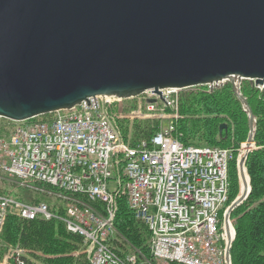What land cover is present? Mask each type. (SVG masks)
<instances>
[{"label": "water", "instance_id": "1", "mask_svg": "<svg viewBox=\"0 0 264 264\" xmlns=\"http://www.w3.org/2000/svg\"><path fill=\"white\" fill-rule=\"evenodd\" d=\"M244 80L264 88V0H0V118L9 121L91 98L229 82L248 115L237 163L243 179L256 128ZM243 187L224 214L226 228L249 177Z\"/></svg>", "mask_w": 264, "mask_h": 264}, {"label": "built area", "instance_id": "2", "mask_svg": "<svg viewBox=\"0 0 264 264\" xmlns=\"http://www.w3.org/2000/svg\"><path fill=\"white\" fill-rule=\"evenodd\" d=\"M139 98L143 102L127 115L114 110L120 99L97 97L0 136V174L20 183H45L67 203L63 215L43 202L0 194V235L10 213L29 220L57 219L83 237L90 264H137V254L120 256L109 244L116 234L118 200L125 197L134 218L149 231L156 264H228L233 229L230 224L226 230L223 216L233 150L185 145L172 125L131 145L121 135L118 118L148 117L159 107L169 109L172 119L178 117L175 90L160 96L148 91ZM26 254L17 245L8 246L7 256L15 263Z\"/></svg>", "mask_w": 264, "mask_h": 264}, {"label": "trees", "instance_id": "3", "mask_svg": "<svg viewBox=\"0 0 264 264\" xmlns=\"http://www.w3.org/2000/svg\"><path fill=\"white\" fill-rule=\"evenodd\" d=\"M240 92L246 98L255 117L256 129L253 140L256 149L247 156V172L245 167L243 168L249 176L250 192L231 213L235 229L230 251L231 260L232 264H264V88H257L248 80H244L240 85ZM131 107L129 103L123 104L124 110ZM51 116L47 114L41 117L42 120H47ZM118 123L123 138L131 145H136L142 139L149 140L160 128L159 121L155 119L130 121L123 118ZM173 123V134L183 144L231 148L233 155L245 142L249 132L248 116L229 82L211 90L208 86L180 90L178 118ZM221 124H225L226 127L219 130ZM11 128H13L11 121L0 118V135L9 133ZM244 149L243 146V151ZM234 160L235 155L230 162L228 203L238 193V180L233 168ZM239 182L242 192L240 176ZM38 185L41 190L36 192L40 196L31 199L30 202L44 201L51 210H58L56 200L58 198L49 192L56 189L47 184L38 183ZM0 193L6 192L0 190ZM45 195L51 196L52 199L44 200L42 196ZM114 225L126 242L123 244L116 240L111 246L120 256L137 251V264H154L149 249V231L142 221L134 218L125 197L118 200ZM1 241L0 258L6 252L7 244L19 245L30 252L43 254V256L33 254L34 260L25 259L20 264H89L83 252L85 248L83 237L68 231L65 224L57 219L29 220L16 214H9L3 227Z\"/></svg>", "mask_w": 264, "mask_h": 264}, {"label": "rangeland", "instance_id": "4", "mask_svg": "<svg viewBox=\"0 0 264 264\" xmlns=\"http://www.w3.org/2000/svg\"><path fill=\"white\" fill-rule=\"evenodd\" d=\"M143 102L142 98H135L132 99L130 101H127L125 103H129L130 105H136ZM150 119H155L156 121H159L160 125L159 127L161 129H165L170 121L171 118V111L169 109H160V107L158 109H155V111L151 112L150 115L148 116ZM148 117H141L142 119L148 118ZM43 117L40 116V118H38V120H42ZM256 126V123H255ZM256 149L255 146V142H254V148ZM252 149V150H253ZM243 151V145L241 144L240 147L235 151L234 155H235V162L233 163V168L235 170L236 176H237V180H238V193L240 190V182H239V175H238V171H237V161H238V157L241 154V152ZM233 155V151H232V156ZM0 190L4 191L8 194H11L14 197L17 198H21L27 201H32L31 199H35L38 196H40L35 190V188H29L28 186H21V184L17 183L16 181H14V179L9 178V177H3L0 175ZM38 194V195H36ZM42 198H44V200H51L52 197L51 196H42ZM161 264V263H160Z\"/></svg>", "mask_w": 264, "mask_h": 264}, {"label": "bare ground", "instance_id": "5", "mask_svg": "<svg viewBox=\"0 0 264 264\" xmlns=\"http://www.w3.org/2000/svg\"><path fill=\"white\" fill-rule=\"evenodd\" d=\"M243 146L245 147V149H244V151H243V153H242V155H241V157H240V155H239V157H238V161H240V159L242 158V156H243V154L245 153V151H246V149H247V147L243 144ZM246 178H247V180H248V176L246 175V173L244 172V170H243V179H242V177H241V182H242V191H243V184H244V181H247L246 180Z\"/></svg>", "mask_w": 264, "mask_h": 264}]
</instances>
